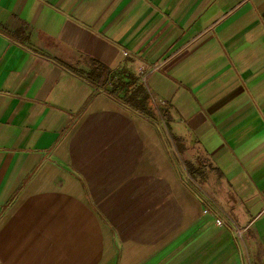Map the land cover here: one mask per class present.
I'll use <instances>...</instances> for the list:
<instances>
[{
	"label": "crops",
	"instance_id": "crops-1",
	"mask_svg": "<svg viewBox=\"0 0 264 264\" xmlns=\"http://www.w3.org/2000/svg\"><path fill=\"white\" fill-rule=\"evenodd\" d=\"M0 264H264V0H0Z\"/></svg>",
	"mask_w": 264,
	"mask_h": 264
},
{
	"label": "trees",
	"instance_id": "trees-1",
	"mask_svg": "<svg viewBox=\"0 0 264 264\" xmlns=\"http://www.w3.org/2000/svg\"><path fill=\"white\" fill-rule=\"evenodd\" d=\"M99 69H94V71L91 73L93 77H96L99 83H105L103 80L102 74H98ZM115 96H120L122 92H124V99L130 101L133 103L137 109H139L143 113H150L152 116L153 114L151 113L152 111L148 108V104L152 105V98L149 96L148 93H145L143 96H141V99H138L137 97V92H132L131 95H127V85H122L120 83H117L116 89L114 90Z\"/></svg>",
	"mask_w": 264,
	"mask_h": 264
},
{
	"label": "rangeland",
	"instance_id": "rangeland-1",
	"mask_svg": "<svg viewBox=\"0 0 264 264\" xmlns=\"http://www.w3.org/2000/svg\"><path fill=\"white\" fill-rule=\"evenodd\" d=\"M156 120H157V122H160L162 124V126H159L162 129V131L165 130L166 127L164 126V122H163V120H161V117H159V116L156 117ZM167 127H168L169 132H170L171 127H169V125H167ZM176 162H177V165H176L177 171L181 172V173L183 172V174H187V171L185 169H187L189 171L188 165L184 162L182 163L179 157L176 158Z\"/></svg>",
	"mask_w": 264,
	"mask_h": 264
},
{
	"label": "built area",
	"instance_id": "built-area-1",
	"mask_svg": "<svg viewBox=\"0 0 264 264\" xmlns=\"http://www.w3.org/2000/svg\"><path fill=\"white\" fill-rule=\"evenodd\" d=\"M217 223H218L219 225H222L224 222H223L222 219L220 218V219H217ZM242 231H243V230L240 229L239 232H242Z\"/></svg>",
	"mask_w": 264,
	"mask_h": 264
}]
</instances>
